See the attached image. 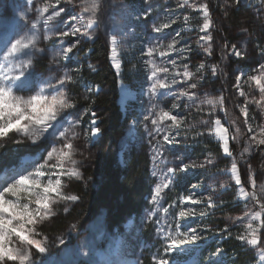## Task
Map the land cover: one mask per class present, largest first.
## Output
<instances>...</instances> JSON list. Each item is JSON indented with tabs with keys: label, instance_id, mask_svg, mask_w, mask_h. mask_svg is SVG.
<instances>
[{
	"label": "rangeland",
	"instance_id": "1",
	"mask_svg": "<svg viewBox=\"0 0 264 264\" xmlns=\"http://www.w3.org/2000/svg\"><path fill=\"white\" fill-rule=\"evenodd\" d=\"M48 2L53 3L55 7L54 9L50 8L44 17L50 15L53 10L59 11L61 7L65 11L56 20L50 22L46 28L38 9ZM205 2L207 1L188 0V4L181 8L178 5L183 4L184 0H102L98 22L91 29V39L78 34L76 37L63 38L53 35L51 40H44L45 34L68 31L73 26L80 27L79 18L70 20L69 16L78 17L81 12V0H72V3L61 0L59 5H55V0H30V2L29 0H0V54L6 50L4 47L6 41L28 34L33 23L38 21L35 29L39 36L37 48L42 51L26 50L34 58L33 65L28 69L33 84L37 85L42 80L58 78L65 72H69L75 77V82L69 86L70 94L75 100V106L66 110L65 119L62 123L63 127H68L67 121L79 120V124L75 125L73 131L79 136L74 143L79 149L76 159L79 161L81 174L83 167L88 165L85 159L89 158L88 154L93 152L92 148L90 149L91 142L97 139V135H99L91 134V128L97 127V119L92 115L95 113L96 116V112L87 107V102L92 93H98L102 89L100 86H93L86 81L83 70L94 68L97 64L88 59L84 60L83 52L94 38L100 37L108 47V60L110 62L112 59L110 38L113 35L117 37V59L121 67L116 70L112 66V62L110 64L119 78L118 84L124 83L127 88L134 90L135 93L133 97H124L119 85L117 86L116 102L122 113L129 112L124 136L119 143L118 154H121V151L130 146L129 144L132 142H144L148 147L150 177L153 180L147 207L137 219L132 216L126 219L121 225V231L109 228L100 221L91 225L87 223V220L81 221L74 216L67 222L63 231L51 236L52 234L48 233L49 228L61 217L75 211L79 199L62 201L55 205L56 215L44 222L39 228V231L47 236L48 251L43 254L35 253L36 264H156V260L160 258L169 259V264H223L225 255L220 247L213 250L205 247L210 244L211 240L216 239L214 242L220 240L219 230L215 225L209 224L210 218L212 220L214 218L220 219L224 224L231 226L235 223L239 224L242 226L240 227V234H243L247 220L241 222L234 220V218L241 216L249 209L260 210L255 201H243L237 198L238 186L232 179L231 173L226 169L231 167L232 158L235 157L240 169L241 181L248 191L252 190L248 182L249 166H251V172L256 179L257 188L261 183H264V145L257 146L250 141V137L254 133L258 134L259 128L264 126V108L258 107L255 103H250L248 105L247 124L244 123L245 117L240 112V106L245 104L246 99L251 100L253 97L259 99L261 95L255 84L249 82L248 78L258 74L254 69H257L259 64L264 63V53H262L264 50V0H241V3L249 7L262 2L263 16L256 23L254 33L234 26L229 7L226 5L227 0H220L224 6V15L229 21L226 25L229 36L226 37L225 41L222 39L220 41L216 37L218 35H215L212 27H210L209 32L212 35L210 42L200 40L202 36L206 35L200 30L204 17L199 9L191 7L193 3ZM146 11H148V16L144 15ZM185 16L189 17L187 22L184 20ZM195 19L201 20L199 26L192 25V21ZM170 21H174V23L160 33L153 30V25L158 27L160 24ZM177 32L180 33V36L177 37L179 41L176 46L177 51L169 52L164 57L154 54V58L158 65L169 68V79L175 78L179 83L172 85L170 89H161L160 93L153 95L150 92L152 80L150 79V67L146 64L149 59L146 50L154 43L168 44ZM77 39L80 43L73 49L72 53H69L68 59H63L57 55L63 48L70 46L69 41L75 43ZM209 43L212 48L211 55L205 52ZM232 45H236L244 55L237 57L233 52ZM218 46L222 47L226 53V66L229 69L227 82L219 79V71L222 69L214 57V50ZM24 58L26 57H20V59ZM168 60H175L177 67L173 69ZM123 61H128L132 69L140 72L141 79L136 78L130 83L121 81ZM201 62L206 67L197 72V66ZM185 64L188 65L190 71L197 72L199 78L190 81V83H197V88L192 91H195L200 99H204L206 96L218 97L223 95L227 115L219 107L214 114L210 115L207 105L202 106L203 111H198L197 107L192 105V102L187 98L177 99L178 93L182 88H187V84L181 77H173L172 73L182 72ZM213 65L217 66L218 69L215 74L212 72ZM77 69L78 72L75 71ZM241 73L244 74L241 76V88L244 90L245 96H241L239 90L234 87L236 77ZM53 82L55 81L53 80ZM21 94L27 95L28 93ZM174 104L179 105V107L173 108ZM159 108L171 110L173 115L185 119L184 127L173 129L170 133L176 143L169 144L164 141L163 136L169 133H157L154 130L151 123L152 117L149 116V113L158 111ZM216 118H219L224 126L229 129L230 135L238 137L235 141L231 139L229 141L232 150L231 157L223 152L221 142L217 140L216 136L208 132V127ZM93 120H95V124L92 123ZM202 121L209 123L205 125ZM231 121H235V124H232ZM170 123V121H166L165 125H170ZM248 125L252 126V132L248 131ZM63 127L60 130H63ZM71 134L70 132L69 135ZM17 138L13 136L12 139ZM205 139L219 144L222 158L225 159L222 165H219L214 153H207L205 157L191 153V145ZM38 143H46L48 147L43 152L40 150L39 155H23L19 162L24 159H35L36 163H42L41 157L46 156L47 150L52 147V143L43 141ZM29 145L34 144L27 139L20 144L7 141L3 148L10 147L11 151H14ZM246 147L250 149L247 153L243 152ZM157 150H160V155L154 161L153 156ZM209 159L212 161L211 163L207 162ZM192 163L205 166L190 167L186 171L177 172L173 177V183L169 188L163 190L161 199L154 204L152 195L155 186L161 182L164 174L167 173V169ZM28 170L31 171V167H28ZM154 172L156 175H153ZM3 175L2 172L0 176ZM73 179H65L64 192L66 195H75L72 191ZM221 185H226V187H221ZM189 194H194V199H200L204 202L200 204L181 203L179 198ZM208 197H212L216 207L207 209L208 214L206 216H200L199 213L206 210ZM221 201L233 203L230 207L220 209L219 205L223 204ZM65 207L68 208L67 212L64 211ZM164 208L169 209L167 214L164 213ZM182 208L194 209L197 214L181 219L178 213ZM178 221L181 225L180 231L196 229V234L201 239L193 245L184 246L187 249L184 252L165 253L163 251L164 233L160 232L159 229L174 231ZM261 236L264 240V229L261 230ZM149 238L152 239L149 240ZM214 242L213 244H216ZM249 247L256 254L257 261L255 264H264L260 260L259 252V248L264 247V242L255 248Z\"/></svg>",
	"mask_w": 264,
	"mask_h": 264
},
{
	"label": "snow or ice",
	"instance_id": "2",
	"mask_svg": "<svg viewBox=\"0 0 264 264\" xmlns=\"http://www.w3.org/2000/svg\"><path fill=\"white\" fill-rule=\"evenodd\" d=\"M30 2V0H29ZM66 3H72V0H65ZM61 0H55V5H59ZM102 0H81V12L77 16H69L70 20L79 18L80 27H71L68 31H56L44 35V40H51L53 35L63 37H76L78 34L91 39V29L97 24L99 13L101 9ZM234 3L240 4L241 0H234ZM188 4V0H184L183 4L178 7L183 8ZM54 4L51 2L45 3L38 9L40 17L43 19L44 26L47 28L50 22L56 20L65 11L63 7L59 11L53 10L50 15L44 17V14L49 12V9H54ZM193 9H199L204 17L203 24L200 27L202 32L206 35L202 36L200 40L210 42L212 35L209 32L212 26V19L209 12L208 3L191 4ZM150 11V9H149ZM87 14V15H85ZM148 16V11L144 12ZM187 22L188 16L184 17ZM38 23V21L36 22ZM36 23H33L32 29L28 34L22 35L17 39L6 41L5 49L0 54V149L4 147L7 141L20 144L25 139L41 147L38 142H51L52 147L47 150L46 156H42V163H36L35 159H24L19 163L4 166L0 171L4 173L0 176V264H36L34 259L35 253H46L48 251L47 236L39 231L40 226L50 220L56 215L54 206L62 201H76L80 199L77 195H66L64 192L65 179H80L82 177L79 161L76 159L79 149L75 145V140L79 138L78 134L73 131L75 125L79 124V120L67 121L68 127H63L62 121L65 119L66 110L72 109L75 106V100L72 98L69 86L75 82V77L69 72L61 74L58 78L42 80L39 84L34 85L30 79L28 69L33 65V55H29L26 50L33 52L42 51L37 48L39 36L37 35ZM174 21L160 24L158 27L153 25V30L160 33L163 29H167ZM246 31V29L244 30ZM180 33L172 38L168 44L154 43L146 50V55L149 59L146 64L150 67V79L152 84L150 92L153 95L160 93L161 89H170L172 85L178 84L179 81L175 78L169 79V68L158 65L154 54L161 57L167 56L169 52L177 51V44L179 41L177 37ZM199 42V41H198ZM80 43L79 39L75 43L69 41L70 46L63 48L61 52L57 53L63 59L69 58V53ZM112 60L114 67L118 70L121 65L117 60L118 54V40L115 35L110 38ZM227 46V45H226ZM234 54L241 57L244 53L232 45ZM208 55L212 54L211 44L205 48ZM264 53V50H262ZM26 57L20 59V57ZM168 63L173 69L177 67L175 60H168ZM206 65L201 62L197 66V72L202 71ZM217 66H212V72L215 74ZM75 71H79L78 69ZM258 74L252 75L248 78L249 82L254 83L260 92L259 99L254 97L245 100V104L240 106V112L245 117L244 123H248V105L255 103L258 107L264 108V63L259 64L257 69H254ZM197 72L189 70L188 65H183L182 72L172 73L173 77H181L187 84V88H182L177 95V99L181 97L187 98L192 102V105L197 107L198 111H203V105H207L210 115L216 112L217 107L227 115V110L224 107L225 97L220 95L218 97L206 96L200 99L193 89L197 88V83H190L192 80L199 79ZM163 75V78L161 76ZM236 77L234 87L239 90L241 96H245L244 90L241 88V76ZM53 80L55 82H53ZM27 92V95L21 94ZM199 100V103L197 101ZM156 107V106H154ZM179 107L174 104L173 108ZM95 116V113L92 114ZM152 117L151 123L157 133L166 132L163 136L164 141L169 144L176 143L173 136L170 135L173 129H179L185 126L184 117L173 115L171 110L159 108L158 111L150 112ZM148 119V117H145ZM166 121H170V125H165ZM95 124V120L92 121ZM207 125L208 121H202ZM235 124V121H231ZM63 127V130L60 128ZM50 130H52L50 132ZM239 131V129H237ZM248 131L252 132V126L248 125ZM72 133L69 135V133ZM100 132L98 127L91 128V134L96 135ZM208 132L214 134L218 141L221 142L223 152L227 156H232V150L229 146L230 139L235 141L238 139L236 135H230L229 129L224 126L219 118L211 122L208 127ZM13 136L18 137L13 140ZM250 141L257 146L264 145V126L259 128L258 134H253ZM46 143L44 147H46ZM250 149L248 147L243 149L247 153ZM160 155V150H157L153 156L156 161ZM211 163L209 159L207 161ZM205 165L183 164L182 167L168 168L167 173L164 174L160 183L156 184L152 202L158 203L161 199V194L164 189L169 188L173 183V177L177 172H183L190 167H204ZM31 167V171L28 170ZM231 173L232 179L238 186L237 198L239 200L248 201L253 200L259 205L260 210L253 211L249 209L241 216L235 217L236 221H245V232L240 234L237 238L245 242L253 248L259 246L262 240L261 230L264 229V183L257 188L256 179L251 172L249 166V179L251 191H248L241 181L240 169L235 157L232 158L231 167L226 169ZM153 175H156L154 172ZM226 187V185H221ZM181 203L191 202L193 204H200L204 201L194 199V194H189L179 198ZM221 203H223L221 201ZM216 207V203L212 197H208L206 202V210L199 213L200 216L208 214L207 209ZM67 212L68 208L65 207ZM164 213L167 214L169 209L164 208ZM194 209L182 208L178 216L181 219L196 215ZM179 221L175 225V230L165 231L159 229L164 233V248L165 253L174 251L184 252L187 249L184 246L193 245L201 239L196 234V229H189L187 231H180ZM260 260L264 262V247L259 248ZM156 260L155 257H153ZM156 264H169V259L160 258L156 260Z\"/></svg>",
	"mask_w": 264,
	"mask_h": 264
},
{
	"label": "trees",
	"instance_id": "3",
	"mask_svg": "<svg viewBox=\"0 0 264 264\" xmlns=\"http://www.w3.org/2000/svg\"><path fill=\"white\" fill-rule=\"evenodd\" d=\"M215 35L221 41H225L229 36L228 18L225 17L224 6L220 0H206ZM228 9L233 19L234 26L248 32H255V25L259 22L262 14V2L248 6L244 3L236 4L234 0H227ZM193 26L201 24L200 19L192 21ZM221 46V45H220ZM216 47L214 57L219 62V79L228 81L227 57L225 51ZM83 59L96 62V67L85 68L83 74L88 83L100 86L104 90L91 94L87 107L96 112L97 127L100 129L97 140L91 143L90 149L93 152L89 158L85 159L88 163L83 167L82 177L73 179L72 191L80 199L76 204V209L72 213L61 217L49 228L51 236L59 234L66 227L67 222L78 217L81 221L87 220L89 224L97 222L105 223L109 228L122 230V223L129 217L137 219L148 205V198L151 193L153 183L150 177V159L147 153V145L144 142H132L125 147L121 154L120 140L124 136L127 126L129 112L122 113L116 102L118 89V76L108 60V47L100 37L94 38L83 52ZM141 79L140 72L132 69L128 61H123V73L120 78L125 83L133 82L134 79ZM132 144V145H131ZM134 144V145H133ZM47 145V144H46ZM48 147L37 148L36 145H29L20 150L11 151V148L0 149V168L19 162L22 155L27 153L35 154ZM191 153L205 157L207 153H214L219 165H222V158L219 144L205 139L197 144L191 145ZM119 155L122 161L119 162ZM2 171H0L1 173ZM197 173L198 170H196ZM178 188V187H177ZM232 198V197H231ZM230 201V199H229ZM233 202H224L219 208L230 207ZM209 224L215 225L219 230L220 240H211L209 250L220 247L225 255L223 264H255L257 257L255 252L237 237L241 233V225H227L222 220L210 218ZM59 232V233H58ZM152 239V238H151ZM149 238V240H151ZM216 243V244H213Z\"/></svg>",
	"mask_w": 264,
	"mask_h": 264
},
{
	"label": "bare ground",
	"instance_id": "4",
	"mask_svg": "<svg viewBox=\"0 0 264 264\" xmlns=\"http://www.w3.org/2000/svg\"><path fill=\"white\" fill-rule=\"evenodd\" d=\"M110 62H112V64H113L112 66H114V63H113L112 59H111ZM115 69L117 70V68H115ZM118 85H119V88L122 91V94L124 95V97H133L135 95L134 90H131V89L127 88L124 83H119Z\"/></svg>",
	"mask_w": 264,
	"mask_h": 264
}]
</instances>
